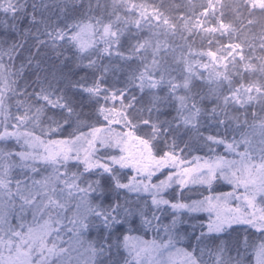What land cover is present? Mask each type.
Listing matches in <instances>:
<instances>
[{"label":"snow or ice","instance_id":"6c2138e0","mask_svg":"<svg viewBox=\"0 0 264 264\" xmlns=\"http://www.w3.org/2000/svg\"><path fill=\"white\" fill-rule=\"evenodd\" d=\"M75 3H79V0H73L74 5ZM112 4L114 9L117 5H123L130 14L139 10L140 19L129 21L116 15V21L109 20L105 23L103 16L88 15L92 11V3L89 0L87 12L83 13L80 19L68 22L64 19L67 15L68 0H51V3L49 0H0V13L7 17L0 20V27H3L5 31L10 30L15 33L18 31L19 22L27 19L29 27L23 29L20 34L23 36L30 35L35 41L33 45L35 51L29 50L25 56L24 42L0 40V117H3L0 119V127L4 129L0 132V141L16 137L17 142H19V138L23 137L25 145L33 149L30 152L22 151L19 153H5L3 149H0V161L15 155L24 162L21 167L31 168L33 173L39 174V170L28 164L27 161H32L33 164L40 161L53 169L52 176L42 180H32L31 186L28 185L27 181L17 180L16 191L13 193L9 188L11 181L7 178L11 165L0 163V195L6 194L8 199L13 202L14 197H18L21 201V212L30 208L33 211L34 220L37 218V214H39V219L43 220L38 234H35L36 230L31 227L27 229V232H24L14 230L10 225L5 233L7 221L5 217L0 216V233H5L8 236V239H5L4 235H0V249L6 248L9 253V256L5 258L0 251V264H17V261H23V264H33L34 256V264H52L53 257L59 258L69 252L72 238L70 237L68 241L59 239L64 229L53 227V225H60V212L66 208V204L62 202L65 194L68 198L80 197L81 203L75 205L77 210L81 208L82 204L86 207L83 215L70 221L72 224L70 231L74 233L77 243L83 248L81 255L85 259L82 264H245V253L250 247L248 237H244L243 247L239 241L235 245H230L227 240L221 239V237L235 230L237 226L243 227L245 232L248 229H254L264 236V141L261 142L260 163L257 165L249 152L248 140L236 141L234 139L232 143H226L225 139L207 136L205 138L207 141L217 145H225L231 153H236L239 144L244 143L245 150L237 153L240 160H228L223 156H218L212 160H204L203 164H200L199 161L203 158L196 157L193 161L194 167H184L178 172H170L165 180L156 184L150 183L155 172L166 165L178 167L179 158L175 151L176 138L182 128H196L199 117L204 111L198 106L204 97H200L198 100L195 94H176L178 88H183L186 93L191 92L189 78H185L182 84L173 83L171 79L167 80L168 97H161L155 93L154 90L165 83V72L167 71L159 61V53L164 46L162 42L157 41L153 45L149 39L138 40L130 46L128 56H124L118 51L115 53L125 60L137 58L140 61V68L130 72L121 88L102 87V83H104L103 74L108 71L106 66L97 68L100 76L95 77L90 85L82 83L80 80L75 83L69 80L66 87H61L60 85L65 81L64 77L58 78L52 74V77L49 78L47 74L41 75L42 72H47L42 67L43 61L38 59L42 48H51L56 57L59 58L62 53L58 52L57 49L63 48L67 44L75 47L81 54V58H84V53L90 57L93 54H99V50L95 48V44L99 42L96 37H99V40H102L106 45L103 52L111 56L113 54L112 46L120 43V36L122 35L121 29L113 30V28L115 23L122 19L125 25L134 23L137 29L143 28L145 24L152 27L153 20L156 21L155 27L163 25L166 31L175 28L159 11L154 10L153 14L146 15L142 5L131 4L129 7L127 0H112ZM61 5L64 6L61 7ZM53 7L59 9L60 15H56L55 11L49 13V9ZM96 7H103L100 0H96ZM201 7L203 11L199 15L204 17L205 21L208 18L216 20V26L203 29L198 21L193 28H189L188 24L185 23V31L193 32L196 28H200L209 35L219 33L221 37L225 35L231 37L237 31L230 23L224 22V9L228 6L221 3V0H206V4H202ZM242 7L247 8L249 16H251L256 8L264 11V0H236L235 7L231 8L235 19H241ZM46 13L48 14L46 15ZM254 23V20H248V25ZM33 28L35 31H32ZM212 43L213 41L209 40V45ZM5 44L6 47H4ZM248 47L250 51H255V45L250 44ZM259 48L261 52H264V35L260 37ZM149 50H151V61L148 60ZM218 51L226 53L223 56V60L226 61L223 65L224 71L215 73V80L218 84L222 81H229L231 84L228 64L236 68L238 62L244 63L246 71H259L264 74V56L245 55L241 43L221 45ZM207 55L217 61L221 59L215 52L209 51ZM5 56L7 63H5ZM253 58L259 61L258 68L250 62ZM17 59L21 61L19 68H15ZM86 67L95 68L96 60L89 59ZM26 72L29 75L34 74L35 78L29 81L25 78ZM158 73L159 78H156ZM21 78L24 79L23 86L18 84V80ZM29 87L32 88L31 92L28 91ZM72 89L86 94L93 100L97 105L95 113L103 115L109 124L112 121L106 113H111L113 109L105 108L104 105L100 104V100L102 98L104 104L111 101L113 106L118 103L121 108V111L117 113L120 117L118 122H122L125 127L134 131L143 132V136H137L136 140L147 152L151 163L138 165L123 156L106 157L105 162L101 163L97 157L99 150L105 147H119L123 143L124 136L117 134L120 139L115 145L105 137L98 136L97 134L102 129L87 125L86 120L89 118V114L83 111V107L78 108L77 104L67 95L68 91ZM136 90L141 94L146 91L150 94L147 104L141 103L142 96L138 98L132 94ZM253 92L257 95H252ZM9 93L12 96L25 97L23 101H16L17 111L20 108L24 110L22 115H11L8 112V105L5 101L9 98ZM211 98L214 100L210 112L211 116L216 117L218 115L217 108H220L228 119L238 120V116L228 117L229 105L243 107L255 100H259L264 105V85L259 87L255 84H250L247 87L241 85L238 88L230 86L228 94L220 96L214 90ZM173 100L176 102L175 114L170 118L162 119L165 106L171 107ZM137 105L140 106L137 107ZM57 109L60 110V119H56L55 116L48 117L50 124L56 126L55 128L49 127L48 131L55 133L65 125L71 127L73 124L77 125V130L80 125L89 126L91 130L87 133L80 132L79 135L73 131L69 134L70 138L49 141L40 139L32 132L8 131L9 127L14 129L24 127L29 121L35 126L47 110L54 111ZM255 115L253 113L254 117ZM12 120H15V124H11ZM217 123L224 124L225 120H218ZM260 127L264 129V120L261 121ZM108 130L110 131V129ZM127 135L131 136L132 132ZM169 137L172 138L171 145L168 142ZM161 145L170 146L172 150L163 151ZM40 148L44 149L43 153L40 152ZM154 149L163 151V155L157 158L153 155ZM82 153L83 173L69 174L67 170L60 171L61 167L67 169L70 161L81 162ZM117 164L121 168L131 165L136 170V175L128 183H122L113 167ZM93 170L100 177L107 174L112 182V188L115 190L127 189L129 192L150 193L151 218L145 213V208L148 207L147 201H145L143 208H138L135 212L122 206L118 200L105 205L103 203L105 190L100 179L82 181L86 187L81 188L77 181L81 180L84 173L91 174ZM218 178L233 185L234 190L218 195H208L190 203L171 202L162 195L172 183H177L182 189L189 184H206L211 189L213 180ZM145 179L149 183H144ZM241 187L244 190L243 194L237 196L236 190ZM94 193L101 198L95 204L88 199ZM232 198L240 201V205L235 209L229 208L227 211H222L224 204ZM162 205L169 206L176 213H179L180 210H186L188 214L208 212L206 224L200 222L188 225L192 232L186 234V237L194 240L190 245L191 250L176 247L178 239L182 238L178 232V223H187V221H179L178 215H173L170 224L161 225L159 223L160 217L156 213L162 211ZM136 213L141 216L143 225L156 229L162 227L167 239H162L160 242L157 240H138V243L134 245L130 241L138 238L124 235L122 243L118 237L114 241L113 237L117 226L129 223V218ZM45 215L48 217L46 220L44 219ZM153 221L157 223L153 225ZM101 227L104 230L103 234L98 235L95 240L87 241L85 246L83 237L91 230ZM20 228L23 229L24 225L21 224ZM197 228L200 229L198 233ZM53 234L56 239H53L51 246H48L47 237ZM210 238L212 241L218 242L209 243ZM61 243H66L69 247H61ZM121 247L127 250V258L120 257ZM172 249L175 251L173 252ZM254 254L256 264H264V240L255 246Z\"/></svg>","mask_w":264,"mask_h":264},{"label":"trees","instance_id":"16d2710c","mask_svg":"<svg viewBox=\"0 0 264 264\" xmlns=\"http://www.w3.org/2000/svg\"><path fill=\"white\" fill-rule=\"evenodd\" d=\"M236 0H221V3L225 4L224 9L225 16L224 22L230 23L233 28L237 29L231 37L225 35L220 36L219 33L214 35H209L206 32L202 31L200 28H196L193 32H187L184 30L185 23L188 24L189 28H193L197 22L203 29L215 27L217 21L208 18L205 21V18L200 16L199 13L203 11L201 7L202 4H206V0H127V4L130 7L131 4L142 5L146 12V15L153 14L154 10L159 11L164 18L169 21L170 25H174V30L166 31L165 26L161 25L160 27H155L156 21L153 20V26L149 27L147 24L143 28L137 29L134 23H129L125 25L123 19L115 23L113 30L121 29L122 35L120 36V43L112 46L113 54L109 56L107 53L103 52V49L106 47L102 40H99V37L96 39L99 41L95 44V48L99 50V54H93L88 56L87 53L83 54L84 58H81V54L78 50L71 46L65 44L63 48L57 49L58 52H61L62 55L59 58L56 57V54L51 48H42L40 50V56L38 59L43 61L42 67L47 70L46 73H41V75L47 74L49 78L52 77V74H55L56 77H64L65 81L60 86L66 87L67 81H72L75 83L80 80L82 83L91 84L95 77L100 76V72L97 71V68H102L106 66L108 71L103 74L102 87L112 88H121L124 86L125 81L128 78V75L131 71L137 70L140 68V61L137 58L132 60L122 59L120 56H117L115 53L118 51L123 53L124 56L129 55V48L136 41H143L144 39H149L152 41V44L155 45L157 41L163 43V47L159 53L160 64L167 70L165 72V83L162 84L158 89L154 90L156 94L161 97L169 96V88L167 85V80L171 79L173 83L182 84L185 78L190 80L191 92L186 93L183 88L177 89V95H192L195 94L197 99L204 97L200 101V106L204 111L199 117V122L196 128L181 129L178 137L176 138V155L178 156V167H165L161 168L159 171L155 172L150 183L156 184L161 180H165L170 172H176L180 168L190 167L194 163V158L201 157L199 162H204V160H212L218 156H223L228 160L239 161L240 156L237 154L245 150L244 143H240L239 147L236 150V153L229 152L225 145H217L207 141L205 138L207 136H213L217 139H225L226 143H232L235 139L236 141H249V152L253 156L255 164L260 163V148L261 142L260 139L264 136V129L260 127V123L264 120V105L261 104L259 100H255L248 105L241 107L240 105H229L228 107V117H239V119H228L220 108H217L218 115L213 117L210 115L211 109L214 105V100L211 98V94L215 90L217 95L223 96L228 94V88H238L241 85L247 87L250 84H255L257 87L264 85V74L259 71H246L244 68V63L238 62L236 68H233L231 64H228V72L230 73L231 84L229 81H222V83H217L215 80V73L218 71H224L223 65L226 61L223 60V56L226 53L218 51L221 45L227 46L230 43H241L242 47L245 50V55H250L253 57L264 56V52L260 51V37L264 35V11H261L259 8H256L249 16V11L247 8H241L242 16L241 19H235L231 8L235 7ZM51 3V0H49ZM92 11L88 15L93 16H103L105 23L109 20L116 21V15L126 18L129 21H135L140 19L139 10H136L134 13H129L123 5H117L115 9L113 8L112 0H100L102 8L96 7V0H91ZM89 5V0H79V3L73 4V0H68V5L66 8L67 15L64 17L68 22H72L74 19H80L82 14L87 12ZM64 5H61L63 7ZM55 11L56 15H60L58 8H50L49 13ZM48 13H46L47 15ZM7 17L4 14L0 13V20H3ZM55 19V16H53ZM252 19L255 21L254 24L248 25V20ZM242 21V22H241ZM9 22H11L9 20ZM143 23V21H141ZM29 27L27 19L19 22L18 31L13 33L10 30L5 31L3 27H0V40L13 41L20 40L24 42V55L26 56L29 52L35 51L33 45L35 43L32 36H23L20 33L23 29ZM32 31H35L33 28ZM183 37V38H182ZM209 40H212L213 43L209 45ZM255 45V51L249 50V45ZM7 45L5 44L4 47ZM215 52L217 56L221 57L220 60H214V58L207 55V53ZM67 58V59H66ZM89 59L96 60L95 68H88L86 65L89 62ZM151 50L148 53V60L151 61ZM238 59V58H237ZM20 59L15 61V68H19ZM252 64L259 67V61L253 58L250 61ZM5 63H7V57L5 56ZM25 78L29 81L35 78L34 74L29 75L25 73ZM83 78V80H81ZM159 78V73L157 77ZM18 84L23 86L24 79L21 78L18 80ZM28 91L31 92L32 88L29 87ZM133 95H136L138 98H141V103L147 104L149 93L146 91L144 94H141L138 90L133 91ZM252 95H257L255 92L251 93ZM67 95L77 104V107H83V111L89 114V118L86 120V124L91 127H96L102 129L98 136L105 137L107 140L115 145L117 140L120 137L117 134H123L125 136L126 131H131L134 135L143 136V132L134 131L131 128H127L123 125L120 120L119 113L121 111L120 105L117 103L113 106V103L109 101L107 104H104L103 99L101 98L100 104L104 105L105 108L113 109L111 113H106L110 116L112 121L109 124L108 121L104 119L103 115H98L95 113V108L97 105L91 100L86 94L81 93L76 89L69 90ZM25 99L24 96H12L9 93V98L5 101L8 105V112L11 115H22L23 108H20L17 111L16 101ZM170 99V97H169ZM175 105L176 102L171 101V107L165 106V111L162 119L165 117L170 118L175 114ZM140 105H137L139 107ZM34 110V109H33ZM255 113V117L253 116ZM55 116L56 119H60V110H47L46 114L41 117V120L33 125L31 121L27 122L26 126L19 129H14L12 127L8 128V131H20V132H32L35 136L40 137L44 141L49 140H62L70 138L69 134L75 131L76 135H79L80 132H89L91 127L80 125L77 130V125L73 124L71 127L65 125L63 128L59 129L55 133L48 131L49 127L55 128L54 124H50L48 117ZM3 119V117H0ZM218 120H225L224 124H218ZM246 120V122H245ZM61 123L63 121L61 120ZM11 124H15V120L11 121ZM110 129V131L108 130ZM4 131L3 127H0V132ZM125 132V133H124ZM169 145H171L172 138L169 137ZM163 151H171L172 148L160 146ZM0 149H3L5 153L13 152L19 153L22 151L30 152L33 149L25 145L24 138L20 137L19 142H17L16 137H11L7 140L0 141ZM209 149H212L211 151ZM182 150V151H181ZM41 151V150H40ZM163 151L153 150V155L159 157L163 155ZM117 149L115 147H105L99 150L97 157L100 159V162H105L106 157L116 156ZM95 162V161H93ZM5 165H11L8 171V179L11 181L9 188L13 193L16 191V181H27L28 185L31 186L32 180H42L45 177L53 175V169L50 166L44 165L42 162L37 161L33 164L32 161H27L28 164L36 167L39 170V174L33 173L31 168L21 167L24 163L20 160L18 156L13 155L10 158H6L3 161H0ZM117 171V175L120 177L122 183H128L129 177L132 172L128 168H121L118 164L113 165ZM68 171L69 174L72 173H83L84 165L81 162L70 161L68 163L67 169L61 167L60 171ZM100 179L101 185L105 190L103 197V203L108 205L114 200H118L120 204L124 207H128L135 212L138 208H143L145 201L148 202V207L145 208L146 215L151 218V195L147 192H129L127 189L115 190L112 188V182L105 174L103 177L98 176L95 170L91 174L84 173L81 177V180H78L77 183L80 184V187H86V184L82 181H90ZM139 179V177H138ZM144 183H149L147 179L144 180ZM233 185L229 184L227 181L222 179L213 180L211 189H209L206 184H189L183 189L179 187L177 183H172L170 187L166 188L162 193L163 197L171 202H183L190 203L193 200L203 199L208 195H218L222 193L232 192ZM242 191V192H241ZM243 189H237L236 195L239 196L243 193ZM239 192V193H238ZM4 198L7 201V209L3 217H5L7 223L5 224V233L8 226L10 225L14 230L27 232L29 227L36 230L35 234L39 233L40 225L43 224V220L39 219V214L37 218L33 219V211L28 208L21 212L20 204L21 201L18 197H14V202L10 201L6 194ZM93 204L98 202L101 198L97 194H91L88 197ZM80 200L79 196L74 198H68L67 195L62 198V202L66 204V208L60 212V225H53V227H60L64 230L61 233L59 239L63 241H68L69 238H72V245L77 243L76 236L72 231L71 220L77 219L79 216L76 213L75 205ZM240 205V201L235 198L229 199L227 204L223 207L227 209L237 208ZM85 206V205H84ZM162 211L156 213L160 217L159 223L161 225L170 224L173 215H178L179 221H187V223H178V232L180 237L176 246L178 248H188L194 242L186 237V234H190L192 229L188 227L189 224L207 223L208 212H200L194 214H188L186 210H180L179 213H176L167 205L161 206ZM86 211V207L82 210L83 215ZM80 215V216H81ZM44 219H48L45 215ZM157 222L153 221V225ZM23 224L24 228L21 229L20 225ZM66 226V228H65ZM206 231V228L204 229ZM103 228L93 229L87 235L83 237L85 241V246L87 241L95 240L98 235L103 234ZM200 231L197 228V233ZM5 233H0L4 235L5 239H8V236ZM128 235L133 238L130 241L131 244H137L138 240H157L160 242L162 239L166 240L167 236L165 235L163 228L156 229L155 227H148L142 224L141 216L136 213L129 218V223L124 225H118L115 229V234L113 240L119 238V241L122 243L123 236ZM248 237V244L250 247L245 253V264H256V258L254 254V248L258 245L261 240H264V236L256 232L254 229H248L245 232L243 227H235V230L230 231L228 234H225L221 239L227 240L230 245H235L238 241L242 242L244 237ZM53 239L56 237L50 235L47 237L48 246H51ZM218 241H212L211 238L209 243H214ZM71 245V247H72ZM79 245V244H77ZM61 247L68 248L69 245L66 243H61ZM81 248V247H79ZM83 249V248H81ZM3 256L7 258L9 253L6 248L0 249ZM22 251H24L22 249ZM73 252L67 253L71 255L72 258H69V262L63 260V255L59 258L53 257L52 264H82L85 259L84 256L79 254L77 258H74L75 255H72ZM234 254V253H233ZM120 257L127 258V250L123 247L120 248ZM13 258L14 254H13ZM35 262V256L33 257V264ZM17 264H23V261H17Z\"/></svg>","mask_w":264,"mask_h":264},{"label":"rangeland","instance_id":"374dc122","mask_svg":"<svg viewBox=\"0 0 264 264\" xmlns=\"http://www.w3.org/2000/svg\"><path fill=\"white\" fill-rule=\"evenodd\" d=\"M129 132H131V131H126V133L124 132L125 133L124 140H123V143L120 144L119 147H115L114 146L115 149H117V151H118L117 152V157L123 156L127 160L132 161L134 163H137L138 165L150 164L151 161L148 158L147 152L145 150H143L142 146L136 140V137L138 135H134L132 133V135L129 136V135H127ZM262 141H264V136H263L262 139H260V142H262ZM40 150H41L40 152L43 153L44 149L43 148H40ZM157 158H159V157H157ZM82 159H83V153L81 154V161H82ZM199 163L200 164H203L202 162H199ZM170 166H172V165L169 164V165H166L165 167H170ZM194 166H195V164H193L189 168L194 167ZM165 167H163V168H165ZM124 168H128V169L131 170L132 174L129 177V179L131 180L132 177L136 175V170L133 167H131V165L128 166V167H124ZM180 169H182V168H180ZM178 171H179V169L176 172H178ZM173 173H175V172H173ZM241 189H243V187H241ZM232 190H234V187L232 188ZM258 199H259V197H258ZM78 203H81V201L79 200ZM226 204H224V206ZM7 206H8V204H7L6 199L4 198V194L3 195H0V216H3L4 215L5 210L7 209ZM84 207H85L84 204H82V206H81L80 209H78V210L76 209V213H77L78 216H80L83 213L82 210L84 209ZM229 208L230 207H228L227 209L223 208L222 211H227ZM231 209H233V208H231ZM77 244L78 243L73 244L72 247L70 248V252H73L72 255H75L74 258H77L79 256V254H81L83 252V249L79 248L80 246L77 245ZM172 251L174 252L175 249H172ZM69 258H72V256L66 254L63 257L64 262L65 261L69 262Z\"/></svg>","mask_w":264,"mask_h":264}]
</instances>
